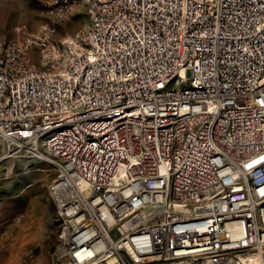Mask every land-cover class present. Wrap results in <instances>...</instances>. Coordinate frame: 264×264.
<instances>
[{
	"label": "built area",
	"instance_id": "obj_1",
	"mask_svg": "<svg viewBox=\"0 0 264 264\" xmlns=\"http://www.w3.org/2000/svg\"><path fill=\"white\" fill-rule=\"evenodd\" d=\"M0 38L5 159L48 163L58 264H264V0H52Z\"/></svg>",
	"mask_w": 264,
	"mask_h": 264
},
{
	"label": "rangeland",
	"instance_id": "obj_2",
	"mask_svg": "<svg viewBox=\"0 0 264 264\" xmlns=\"http://www.w3.org/2000/svg\"><path fill=\"white\" fill-rule=\"evenodd\" d=\"M52 0H0V38L15 35L16 27L35 32L49 23L53 40L81 31L87 8L78 5L68 19L54 22L46 4ZM0 140V157L3 155ZM54 176L46 162L12 158L0 161V264H58L55 247L66 228L51 199Z\"/></svg>",
	"mask_w": 264,
	"mask_h": 264
},
{
	"label": "bare ground",
	"instance_id": "obj_3",
	"mask_svg": "<svg viewBox=\"0 0 264 264\" xmlns=\"http://www.w3.org/2000/svg\"><path fill=\"white\" fill-rule=\"evenodd\" d=\"M4 159H5L4 156H1L0 157V161L1 160H4ZM244 260H245V262L247 264H260L257 256L254 255V254H251V255L246 256Z\"/></svg>",
	"mask_w": 264,
	"mask_h": 264
}]
</instances>
